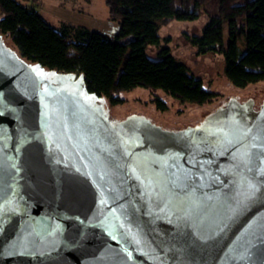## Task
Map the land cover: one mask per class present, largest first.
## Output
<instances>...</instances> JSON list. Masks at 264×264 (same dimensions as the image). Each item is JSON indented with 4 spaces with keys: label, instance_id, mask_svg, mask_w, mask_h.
<instances>
[{
    "label": "water",
    "instance_id": "95a60500",
    "mask_svg": "<svg viewBox=\"0 0 264 264\" xmlns=\"http://www.w3.org/2000/svg\"><path fill=\"white\" fill-rule=\"evenodd\" d=\"M33 70L0 37V264H264V89L174 129Z\"/></svg>",
    "mask_w": 264,
    "mask_h": 264
},
{
    "label": "trees",
    "instance_id": "16d2710c",
    "mask_svg": "<svg viewBox=\"0 0 264 264\" xmlns=\"http://www.w3.org/2000/svg\"><path fill=\"white\" fill-rule=\"evenodd\" d=\"M29 1L35 2L0 0V33L18 56L55 72L83 73L84 92L105 96L112 106L124 103L115 94L135 88L195 105L217 96L161 45L158 33L161 25L194 21L201 13L208 17L201 33L187 36L197 54H221L224 76L234 87L264 81V0H105L118 26L112 37L62 20L53 26ZM149 46L159 47L156 59L147 55ZM154 103L167 109L158 98Z\"/></svg>",
    "mask_w": 264,
    "mask_h": 264
},
{
    "label": "rangeland",
    "instance_id": "374dc122",
    "mask_svg": "<svg viewBox=\"0 0 264 264\" xmlns=\"http://www.w3.org/2000/svg\"><path fill=\"white\" fill-rule=\"evenodd\" d=\"M39 2L48 8L43 16L53 26H57L58 20L61 19L110 37L114 36L117 31V23L110 20L105 0H39ZM207 20L208 17L205 13H201L199 18L194 21L173 20L161 25L158 33L164 40L161 45L167 46L170 53L189 68L190 73L200 78L204 88L217 94L209 103L195 105L181 102L161 90L145 88H135L131 91L115 94L114 96H118L124 101L123 104L115 106H112L105 96L88 95L84 91L83 95L96 103H104V109L109 111L108 120L117 119L119 114H123V109H137L139 112L149 115L151 121L159 124L162 128L177 129L184 127L181 123L192 122L196 124L200 122L202 116L197 114L212 109L214 105H217V102H226L231 96L243 101L257 87L264 89V81L250 84L244 88L234 87L224 76L223 56L221 54H197L196 48L189 43L187 36L199 35ZM0 37L8 49L19 55L15 45L6 35L0 33ZM158 50L159 47L149 46L146 53L151 59H156ZM70 53H74V51L71 50ZM24 62L40 76L54 75L55 73L54 70L41 66L37 62L28 59H24ZM157 98L166 104L167 109L165 111L156 108L154 100ZM256 102L264 103L262 94L256 98ZM253 108L258 110L259 105L254 104Z\"/></svg>",
    "mask_w": 264,
    "mask_h": 264
},
{
    "label": "snow or ice",
    "instance_id": "6c2138e0",
    "mask_svg": "<svg viewBox=\"0 0 264 264\" xmlns=\"http://www.w3.org/2000/svg\"><path fill=\"white\" fill-rule=\"evenodd\" d=\"M250 134L251 130H246L244 132V137L247 138ZM223 142L233 146L241 143L239 139L233 140L228 137H224ZM235 159L237 161V167H243L245 170H250L249 164L253 160H258L261 164H264V135L259 133L251 134V139L245 145V151L241 154L237 149V155ZM262 171H264V169H262ZM257 190L258 189L256 185L249 184L248 198L251 199ZM190 211H195V209H190Z\"/></svg>",
    "mask_w": 264,
    "mask_h": 264
},
{
    "label": "crops",
    "instance_id": "0c3cea01",
    "mask_svg": "<svg viewBox=\"0 0 264 264\" xmlns=\"http://www.w3.org/2000/svg\"><path fill=\"white\" fill-rule=\"evenodd\" d=\"M35 2H28L27 5L28 6H33L35 7L42 15L44 13H46L47 11V7L45 5H43V3L39 2V0H34ZM58 10V9H57ZM44 17V16H43ZM61 19H59L58 21H60ZM64 21V20H63ZM66 22H69V21H66ZM81 26V25H80ZM87 28V27H86Z\"/></svg>",
    "mask_w": 264,
    "mask_h": 264
}]
</instances>
